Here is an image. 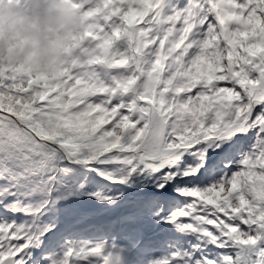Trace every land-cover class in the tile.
Listing matches in <instances>:
<instances>
[{
	"label": "snow or ice",
	"instance_id": "6c2138e0",
	"mask_svg": "<svg viewBox=\"0 0 264 264\" xmlns=\"http://www.w3.org/2000/svg\"><path fill=\"white\" fill-rule=\"evenodd\" d=\"M79 6L67 65L0 57V264H264V0Z\"/></svg>",
	"mask_w": 264,
	"mask_h": 264
},
{
	"label": "clouds",
	"instance_id": "9594fccd",
	"mask_svg": "<svg viewBox=\"0 0 264 264\" xmlns=\"http://www.w3.org/2000/svg\"><path fill=\"white\" fill-rule=\"evenodd\" d=\"M80 0H0V57L51 73L71 57L64 46L82 30Z\"/></svg>",
	"mask_w": 264,
	"mask_h": 264
},
{
	"label": "rangeland",
	"instance_id": "374dc122",
	"mask_svg": "<svg viewBox=\"0 0 264 264\" xmlns=\"http://www.w3.org/2000/svg\"><path fill=\"white\" fill-rule=\"evenodd\" d=\"M162 226H165V225H162ZM160 232L159 231H155V232H151L149 231L148 232V236H155L156 239L160 240V241H166L168 239V237L170 235H172V233L169 231H162V235L160 236L159 235ZM160 236V237H159ZM147 238V237H146ZM168 249H167V246L166 245H162V246H156L152 249H149L147 251H144L143 248L141 249H138V251L141 252V255L144 257V260L146 261L147 259H149L150 257L152 256H158L160 255L161 253L163 252H166Z\"/></svg>",
	"mask_w": 264,
	"mask_h": 264
},
{
	"label": "trees",
	"instance_id": "16d2710c",
	"mask_svg": "<svg viewBox=\"0 0 264 264\" xmlns=\"http://www.w3.org/2000/svg\"><path fill=\"white\" fill-rule=\"evenodd\" d=\"M130 195H132V193H130ZM162 225H164V224H160V225L157 226V225H152L151 223H149L150 230L159 231L160 232V234H159L160 236L162 235V231H164V229H165V231H169L168 227L162 226Z\"/></svg>",
	"mask_w": 264,
	"mask_h": 264
}]
</instances>
